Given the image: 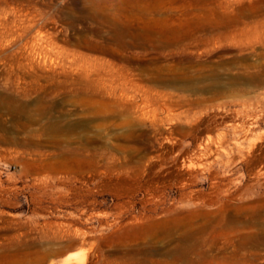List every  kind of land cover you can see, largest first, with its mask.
Returning a JSON list of instances; mask_svg holds the SVG:
<instances>
[{
	"label": "rangeland",
	"instance_id": "rangeland-1",
	"mask_svg": "<svg viewBox=\"0 0 264 264\" xmlns=\"http://www.w3.org/2000/svg\"><path fill=\"white\" fill-rule=\"evenodd\" d=\"M263 235L264 0H0V264H264Z\"/></svg>",
	"mask_w": 264,
	"mask_h": 264
},
{
	"label": "bare ground",
	"instance_id": "bare-ground-1",
	"mask_svg": "<svg viewBox=\"0 0 264 264\" xmlns=\"http://www.w3.org/2000/svg\"><path fill=\"white\" fill-rule=\"evenodd\" d=\"M227 62H228V60H227ZM214 65H216V63L214 64ZM229 65V64H228ZM95 67V66H94ZM91 71V70H90ZM231 72V71H230ZM241 74V73H240ZM243 76V75H242ZM210 78H212V77H210ZM89 80V79H88ZM213 80V81H212ZM240 80V79H239ZM113 81V80H112ZM172 81V80H171ZM178 82V81H177ZM201 82V81H200ZM202 82H205V80L203 79L202 80ZM175 83V82H174ZM215 84V81H214V79H210V83H209V85H211V84ZM108 84V83H107ZM232 84V83H231ZM205 85V84H204ZM107 87V86H106ZM115 87V86H114ZM194 88V87H193ZM197 88V87H196ZM110 89V88H109ZM113 89V88H112ZM123 92V91H122ZM121 92V93H122ZM120 93V92H119ZM124 93V92H123ZM120 97V96H119ZM118 97V98H119ZM127 97V96H126ZM165 97H166V95H165ZM145 98V97H144ZM147 98V97H146ZM235 100V99H234ZM149 101V100H148ZM125 102H126V100H125ZM150 103V102H149ZM178 103V102H177ZM167 104V103H166ZM236 104V103H235ZM167 108V107H166ZM85 112V111H84ZM68 115V114H67ZM27 116V115H26ZM60 116V115H59ZM70 117V116H69ZM38 118V117H37ZM35 121V120H34ZM53 123V122H52ZM51 124V123H50ZM59 124V123H58ZM69 124V123H68ZM74 126V125H73ZM71 128H73L72 126H71ZM60 129V128H59ZM64 129H66L65 127H64ZM62 130V129H61ZM58 132V131H57ZM60 133V132H59ZM62 133H64V132H62ZM174 133V132H173ZM248 133V132H247ZM54 135V134H53ZM67 135V134H66ZM59 136V135H58ZM64 136V135H63ZM169 136V135H168ZM60 138V137H59ZM174 138V137H173ZM53 139V138H52ZM198 139V138H197ZM208 139H209V137H208ZM39 140V139H38ZM73 140H75V139H73ZM175 140H177V139H175ZM10 141V140H9ZM14 141V140H13ZM76 141V140H75ZM193 142H194V139L192 140ZM78 142V141H77ZM32 143V142H31ZM51 143V142H50ZM63 143V142H62ZM173 143H175V142H173ZM197 143V142H196ZM13 144V143H12ZM29 145V144H28ZM77 145V144H76ZM79 145V144H78ZM82 146V145H81ZM70 147V146H69ZM197 147H198V144H197ZM199 148V147H198ZM200 148H202L203 150H205V151H208L209 152V154H210V151H211V149L208 147V146H202L201 144H200ZM253 148V147H252ZM65 150V149H64ZM207 152V153H208ZM212 154V153H211ZM53 155V154H52ZM60 159V158H59ZM68 162V161H67ZM53 163V162H52ZM186 234V233H185ZM261 234V233H260ZM186 235H188V234H186ZM182 237H183V235H182ZM263 237H264V235H263ZM171 238V237H170ZM185 240V239H184ZM179 241V240H178ZM178 244V243H177ZM177 261V260H176Z\"/></svg>",
	"mask_w": 264,
	"mask_h": 264
}]
</instances>
